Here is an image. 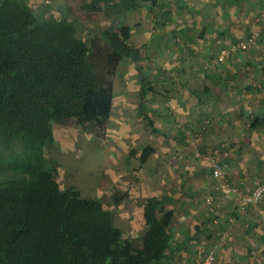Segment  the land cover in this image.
Masks as SVG:
<instances>
[{
	"label": "trees",
	"instance_id": "obj_1",
	"mask_svg": "<svg viewBox=\"0 0 264 264\" xmlns=\"http://www.w3.org/2000/svg\"><path fill=\"white\" fill-rule=\"evenodd\" d=\"M159 1L91 0L85 6L116 13ZM188 1L179 0L190 8ZM26 12L0 26V264H159L170 259L180 243L173 237L169 197H146L142 210L148 226L136 246L124 238L111 209L62 184L47 167L55 124L105 131L115 76L125 58L140 74L141 96L154 90L145 57L133 44L132 27L121 23L86 40L72 19L38 20ZM140 107L152 131L161 132L145 105ZM155 152L146 145L130 157H137L140 170ZM129 195L125 190L115 202Z\"/></svg>",
	"mask_w": 264,
	"mask_h": 264
},
{
	"label": "rangeland",
	"instance_id": "obj_2",
	"mask_svg": "<svg viewBox=\"0 0 264 264\" xmlns=\"http://www.w3.org/2000/svg\"><path fill=\"white\" fill-rule=\"evenodd\" d=\"M217 1L189 0L187 3L190 8L182 6L179 0H160L153 6L139 2L131 11L116 13L86 7L85 3H91V0H5L0 6V26L4 19L25 10L31 18L36 17L38 20L50 17L72 19L77 23L78 36L86 40L107 29H115L121 23L132 27L133 44L139 47L145 57L142 63L149 70L148 77L154 90L146 97L141 96L140 74L135 64L125 58L115 76V101L105 131L99 134L81 127L55 124V141L47 148V167L62 184L74 186L83 196L97 198L111 209L115 213L116 222L124 229V238L136 246L140 244L141 236L148 226L142 210L146 197L152 193L163 197L165 192L177 187V181L174 180L173 184L172 179L175 171L180 174L181 188H186L189 181L198 184L199 176L192 171L196 161L204 166L202 175L207 174L210 178L209 189L202 196L205 205L212 206L220 196V199L233 203L239 209L251 207L264 225V198L257 204L247 205L240 203L234 195L227 196L222 186L218 188L215 185L211 159H219L229 182L244 192L251 191L264 177V163L258 174L242 176L240 181L232 179L224 169L222 158L225 157L220 155V149L215 148L211 153L202 148L201 142L206 138L203 140L211 117L203 118L201 124L195 127L186 122L176 109L173 111L172 97L183 86L182 82L188 77V72L195 71L200 78H205V72L226 66L228 60L236 55V52L232 53L226 61L219 63L217 58L221 48L233 41H246L252 34L258 40L264 30V6L260 3L232 1L222 6L220 0ZM230 20H235L239 25L238 31L244 34L241 33L235 40L218 43L219 47L210 55L206 51L207 46L203 44L204 39H199L198 34L203 27H221L226 22L230 25ZM181 28H185L186 32L188 30L189 34H182ZM193 34L196 41L189 39ZM221 39L225 40L223 37ZM189 47L196 50L197 57L202 59L188 62ZM166 50L172 56L179 53L177 62L165 59ZM203 54L207 55L203 57ZM140 104L145 105L161 132H154L148 126ZM187 129L193 130L198 154L192 151L186 140ZM146 145L154 146L156 152L142 169L137 170L138 159L131 158L130 154L132 150H141ZM125 190L130 192L129 197L116 203L115 196ZM172 200L166 203L167 207L177 205ZM205 205H202L203 210ZM225 232L226 236L233 233L231 227ZM226 236L216 234L207 249L196 241L193 246L198 251L193 263L203 264L213 251L214 264H225L223 250ZM199 238L197 234L195 240ZM180 257L174 253L170 259H164L159 264H191L190 259Z\"/></svg>",
	"mask_w": 264,
	"mask_h": 264
},
{
	"label": "crops",
	"instance_id": "obj_3",
	"mask_svg": "<svg viewBox=\"0 0 264 264\" xmlns=\"http://www.w3.org/2000/svg\"><path fill=\"white\" fill-rule=\"evenodd\" d=\"M232 1L258 2L264 6V0H220V5ZM238 30V23L230 20V25L226 22L221 27H203L198 35L199 39H204L206 51L213 55L219 47L218 43L235 40L241 33L244 34ZM180 31L189 34L185 28ZM193 35L189 39L196 41ZM221 37L225 40L222 41ZM248 48L236 52L226 66L209 70L205 78H200L195 71L188 72L183 86L172 97L173 111L176 109L186 122L195 127L201 124L203 118L211 117L203 140L206 138L201 142L202 148L211 153L219 148L220 155L225 157L222 158L224 169L237 181L242 176L258 174L264 163V30ZM165 52V59L171 62L179 59V53L172 56L167 50ZM206 55L203 54V57ZM201 59L197 57L196 50L189 47L188 62ZM202 167L200 161L195 162L192 171L199 176V183L189 181L186 188H181L179 172H173V184L176 180L178 186L163 194L169 197L166 203L173 199V203L177 204L169 207L175 211L171 225L173 237L180 243L174 253H178L180 258L190 259L194 264L193 258L198 250L193 244L200 242L207 249L216 234L226 236L225 230L231 227L233 233L226 236L223 250L225 264H264V225L258 220V214L248 206L239 209L233 203L220 199L219 194V199L212 206L205 205L202 196L209 189L210 178L207 174L202 175ZM150 195L160 196L156 193ZM202 205L206 206L204 210ZM197 234L200 238L195 240Z\"/></svg>",
	"mask_w": 264,
	"mask_h": 264
},
{
	"label": "built area",
	"instance_id": "obj_4",
	"mask_svg": "<svg viewBox=\"0 0 264 264\" xmlns=\"http://www.w3.org/2000/svg\"><path fill=\"white\" fill-rule=\"evenodd\" d=\"M256 40L255 34H252L246 41H233L228 44L226 47L220 49L218 53V62L223 63L226 59L238 50H245L249 45ZM192 129H187L186 131V140L189 142V145L192 147L193 152H197V142L194 134H192ZM212 164V173L213 177L216 180V186L220 188L223 187L224 192L227 196L234 195L240 203L243 204H257L264 198V177L258 181L251 191L244 192L240 187L229 182L226 173L223 171L221 161L216 158L211 159ZM215 254L212 251L203 264H214Z\"/></svg>",
	"mask_w": 264,
	"mask_h": 264
}]
</instances>
